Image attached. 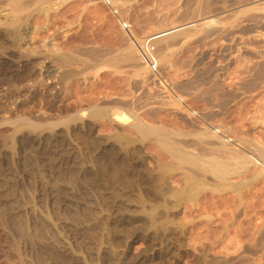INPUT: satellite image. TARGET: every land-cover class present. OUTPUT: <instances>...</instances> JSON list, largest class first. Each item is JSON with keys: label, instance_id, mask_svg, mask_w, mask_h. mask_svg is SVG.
<instances>
[{"label": "rangeland", "instance_id": "374dc122", "mask_svg": "<svg viewBox=\"0 0 264 264\" xmlns=\"http://www.w3.org/2000/svg\"><path fill=\"white\" fill-rule=\"evenodd\" d=\"M10 1L13 2V0H0V132L6 131L3 136L0 133V141L3 142L9 139L14 130L12 123L17 120L16 118L30 119L33 122L41 123L43 126L47 122H56L57 129L62 135L57 139L49 138L45 140V143L40 144L41 146L32 141L17 142L21 143L20 145L16 143L15 153L17 156L14 154L13 157H9L1 166L0 206L2 208L0 207V211H2L0 212V222L3 221L2 224L7 225L5 228L9 227L10 230H6L10 231V234L17 235L15 242L19 243L18 245L22 248L23 257L26 260L29 258L27 260L28 264H43V259H46V257H43L45 256L44 251L54 261L58 260L56 263L54 262L55 264H76L72 255L66 256L58 246L53 244L54 242L52 243L50 239L52 236L46 228L47 233L49 232V238L46 236L47 234H44V232L46 233L44 226L38 220H36L38 221V223L36 222V225H38L36 229L38 228L41 231L38 233L39 230L37 229V232H30L33 230L28 229L24 219L25 216H16L15 212L31 201L36 202L38 205L48 203L51 208L50 195L52 187L46 183L44 184V182L49 179L56 180L60 176H68L76 180V174L70 170L61 171L59 166L62 163L71 164L73 160L90 159L94 161H101L102 159L104 161L106 159V161L124 164L127 178H125L123 189L120 188V192L117 191L116 193L119 196L123 194V202L129 201L134 204L145 202L147 210L153 208L159 213L156 211V224L152 226L147 216H143L141 209L135 210L134 207H131L130 210L125 211L121 203H118V205H121V208H119L115 205L113 207L112 202L109 201L110 211L113 213L106 225L107 227H105L106 230L96 229V235L94 232H89L91 230H85L84 232V230L80 231V228L76 225L73 226L71 233L66 232L67 234H65L72 242L73 251L86 257L88 263L116 264L118 260L119 264H127V261L128 264H132L133 262L130 261H133L132 259L137 255L147 256L148 254V256H153L154 264H168L169 260L172 261L169 264H264V177L261 170L255 167V163L250 157L253 154L264 162V0H112L123 16L134 25L140 37L154 35L157 39L156 44L161 66L160 75L157 77L149 75L139 59L137 62L130 59L116 60L125 53L133 55V52H135L136 56L137 54L125 34L119 29L115 18L100 0H21L24 2L20 1L24 4L23 8L26 9L22 10L21 13L18 12L19 15L11 11L12 2ZM131 48L134 51H131ZM52 96L55 98L53 99ZM48 102L53 103V105H48ZM92 108L100 112V116L96 117V119L99 118L98 120H90L88 115L90 112L87 111ZM9 109L15 113L13 117L8 116L7 111H10ZM76 110H83L89 117L90 122L94 121L96 123V128L92 131V134L86 129L77 130V133L73 131L74 134L71 132L70 136L64 133L67 125L65 120L76 113ZM115 110L118 113L132 116H128L129 123L127 120H120V126L112 124L111 118H114L112 112ZM191 111H195L198 117L194 118ZM45 112L51 113L53 115L52 119L47 120V117L42 115ZM61 118H65V120ZM136 119L141 120L142 125L144 123V128L154 127L152 129H155L157 134L161 132H163L161 133L163 135L164 133L167 134L165 137L170 140L165 139L161 134V136H156L155 132L149 134L132 126L136 123ZM122 122L127 124L123 125ZM11 128L12 130H10ZM131 129H137L138 131ZM217 129L233 138L241 148L227 144L221 137L216 135ZM139 130L144 134H141ZM118 134L124 136V138L127 136L129 141L133 139L131 142L134 141L136 147L132 148L131 145L126 147L125 143L122 142L119 144L120 147H116V150L107 149L103 155V142L100 140L103 137H114ZM168 135L172 136L171 138L174 140ZM161 137L164 139H161ZM213 141L215 144L212 143ZM217 142L220 143V147H217L219 144ZM33 143L34 145H32ZM69 145L73 146L70 147ZM213 146L216 149H213ZM91 148L94 150L92 151ZM121 148L126 149L125 153L121 151ZM168 148L170 150H167ZM77 149L79 152H77ZM171 152L174 154H171ZM176 152L179 155L185 152L186 155L183 154L186 157L190 156L188 159L192 158V161H183L181 157L179 158L175 154ZM65 153L68 156H65ZM78 154L83 156L78 157ZM94 154L96 155L93 156ZM211 154L212 156H210ZM213 155L217 156V160ZM171 156H174V158ZM137 157H140V159ZM170 157L179 161V164H182L181 167ZM195 158L203 164H199ZM156 161L157 164H153ZM27 162L28 164H26ZM43 163H45V168L42 165ZM159 163L163 165L159 166ZM190 163H193V165ZM183 164H190L191 167L184 166L183 170ZM15 165L18 169L15 168ZM164 165L169 167V170L172 167L170 175L166 170L167 167L164 171ZM196 165L200 169H192ZM215 165L217 167L220 165V173L223 176L221 174L218 176L217 174L212 175L214 172L212 170H216L213 168H217ZM126 167L130 168L129 171H131L128 172ZM161 167H163V171L160 170ZM16 169L18 171H15ZM190 169H192V173ZM195 169L201 172L198 173ZM150 172L152 174L156 172V174L152 175ZM182 172L184 175L193 174L192 178H196V180H192L191 176H183ZM200 173H203L204 176H200ZM195 174L197 175L195 176ZM41 175L44 176L41 177ZM167 175L170 177L168 178ZM18 176L21 180L23 179L22 181H25L22 183ZM216 176L222 180L215 178ZM224 176L225 180L222 178ZM38 177L39 179H37ZM186 177L189 178L187 184L184 183V179L187 181ZM129 178L132 179L129 180ZM159 178L161 181L158 180ZM159 182L160 188L158 187ZM192 182H195V186H192ZM169 183H172V186ZM199 183L204 186L200 188ZM183 184H186L187 187ZM21 185L25 186L22 188ZM85 185L86 183L83 184V189L88 196L92 197L94 191L90 189V184H87L86 187ZM26 186L31 188L27 189ZM129 186L131 187L129 188ZM190 187H195L191 188V194L194 192L193 190H197L198 193L195 192L194 196L191 195L189 193ZM23 189H26V193ZM40 189L43 191L41 192ZM129 189L134 191L132 192ZM163 190L166 191L163 192ZM22 191L24 192L22 193ZM27 191L29 192L27 193ZM171 191L179 194L183 193L174 196V192ZM29 193L33 195L31 196ZM167 193L172 194L174 197L170 198L171 196ZM28 194L30 197H28ZM35 194H38V196ZM43 196H46V198L43 199ZM190 196H193L192 199ZM55 197V201L58 200L62 203L61 197L58 195ZM167 197H169L168 200ZM58 201L55 203L57 209L63 205ZM8 203L11 205L8 206ZM154 203H159L155 204L158 206L157 208ZM8 207L14 211H11ZM67 209L72 210L73 208ZM119 209H123L124 214L121 213L123 210L120 211ZM163 209L164 213L167 212L166 216L168 218L166 219H160L162 215L159 216V214H163ZM4 211L5 213L8 212L6 213L7 217H4L6 216ZM57 211L60 212H58L60 215L64 213V210H60V208ZM130 211L137 213L129 215ZM80 213L82 211L78 214ZM78 214H74L73 217L76 216L79 221L80 215L78 217ZM15 216L18 217L19 222H17ZM5 218L7 224L4 223ZM76 218H73L75 223H77ZM161 221L165 226L162 225ZM15 223L17 227H15ZM159 223L160 226L162 225L163 230L164 228L170 230L166 237L162 236L163 231L160 229ZM142 225L145 226V230ZM138 227H142L141 231ZM15 228L19 230L15 232ZM109 228L111 229L109 230ZM131 230L133 233L130 232ZM109 231L110 233H108ZM111 231L114 232L115 236ZM142 231L144 233L146 231V233L144 234ZM155 232L157 235H154ZM104 235L107 238L110 236L111 240L104 238L106 237ZM93 236L95 237L93 238ZM126 237H128V242H126ZM17 238H21L18 239L19 242ZM37 238L42 239L41 242ZM136 238L139 239L136 241ZM73 239L78 240L77 243L72 241ZM84 240H86L85 243ZM167 240H171V244ZM36 241H39L40 244L38 245ZM100 244L99 247H102L103 250L98 251V245ZM110 244L113 246H110ZM179 244L180 248L177 246ZM152 245H154L153 248ZM103 246L107 247L104 248ZM36 247L37 251L34 250ZM157 247L160 249L158 250ZM173 247H178V249ZM111 248L115 249L113 254ZM129 248L131 249L129 250ZM0 249V264H18L21 262L16 256L12 255L11 250ZM148 249H152V253ZM167 249L169 252H167ZM2 250L6 251L2 252ZM116 250H118L117 253H115ZM107 252L108 254H106ZM99 255L101 258H99ZM125 255L127 256L125 257ZM128 255L130 258H128ZM180 255L183 257L181 258ZM96 260L97 262L100 261L97 263ZM108 261L111 263H108Z\"/></svg>", "mask_w": 264, "mask_h": 264}, {"label": "bare ground", "instance_id": "6f19581e", "mask_svg": "<svg viewBox=\"0 0 264 264\" xmlns=\"http://www.w3.org/2000/svg\"><path fill=\"white\" fill-rule=\"evenodd\" d=\"M21 0H13V2L12 1H10V2H12V10L11 11H13V12H15L16 13V15H19L18 14V12H20L21 13V11L23 10H25L26 8L24 7L23 8V5L24 4H22L21 2H23V1H21ZM24 3V2H23ZM14 15V14H13ZM133 48V47H132ZM132 48H131V51H134V49L132 50ZM62 59V58H61ZM63 59H66V58H63ZM128 59H130V60H132V61H134V62H137V60H138V57L135 55V52H133V55H130V54H123V55H120L118 58H116V60L117 61H124V60H128ZM67 60V59H66ZM71 60V59H70ZM69 60V61H70ZM77 61V60H76ZM70 64V63H69ZM82 64V63H81ZM84 64V63H83ZM71 65V64H70ZM89 69V68H88ZM84 70H85V68H84ZM68 74V73H67ZM72 74V73H71ZM54 96V95H53ZM52 96V98L54 99L55 97H53ZM49 99V98H48ZM54 101V100H53ZM3 104V103H2ZM48 105H53V103H50V102H48ZM5 106V105H4ZM134 106V105H133ZM122 108V107H121ZM98 109V108H97ZM10 111H7L8 112V116L9 117H13L14 116V112L13 111H11V109H9ZM100 110V109H99ZM77 111V110H76ZM116 111V112H115ZM114 112H112V114H113V116H114V118H111V122H112V124L114 123V125H116V126H120L121 125V121L120 120H127V122L129 123V117H132V116H129V114H128V116L126 115V114H124V113H118L117 112V110H115ZM88 113L90 112V114H88L89 115V117H90V120H95L96 119V117L97 116H100V112H98L97 110H94L93 108L92 109H90V111H87ZM125 112V111H124ZM127 113V112H126ZM42 115H44V116H46L47 117V120H50V119H52V117H53V115L51 114V113H43ZM37 116V115H36ZM102 116V115H101ZM137 116V115H136ZM89 117H87V115L85 114V112L83 111V110H81V111H77L76 113H74L73 115H71V116H69L66 120H65V118H61V119H63V120H65V122L67 123V125H66V129H65V134H67V135H69L71 132L73 133V131L74 132H76L77 130H89L90 132H91V134H92V131H94L95 130V128H96V123L93 121V122H90V120H89ZM135 118V117H134ZM137 118H139V117H137ZM15 119V118H14ZM17 120L15 121L14 120V122L12 123L13 124V127H14V130H13V133L9 136V139L7 140V141H0V177H2L1 176V166H2V164H3V162H5L9 157L11 158V156L13 157V155L15 154L16 155V153H15V151H16V143L17 142H21V141H32V142H35V143H38L39 144V146H41L40 144H42L45 140H47V139H53V138H58L60 135H61V133L58 131V129H57V126H56V122H47L44 126L41 124V123H38V122H33V121H31L30 119H26V118H16ZM99 119V118H98ZM98 119H96V120H98ZM133 119V118H132ZM105 120V119H104ZM107 120V119H106ZM6 121V120H5ZM7 121H8V119H7ZM13 121V120H12ZM123 121V122H124ZM141 121V120H140ZM140 121H139V119H136V123H134V125H132V126H135V127H137V128H139V129H142V131H144V132H146V133H156V131H155V129H152V128H154V127H148V128H144L143 127V125H144V123H143V125H142V123H140ZM122 122V123H123ZM8 123V122H7ZM58 124V123H57ZM125 124H127V123H125ZM124 123H123V125H125ZM131 126V127H132ZM122 127V126H121ZM128 127V126H127ZM146 127H147V125H146ZM63 128V127H62ZM133 128V127H132ZM124 129V128H123ZM130 129V128H129ZM10 130H12V128L10 129ZM117 130V129H116ZM131 130H137V129H131ZM89 131H88V135L90 134L89 133ZM138 131V130H137ZM164 131V130H163ZM168 131V130H167ZM6 132V131H5ZM5 132H0L1 134H2V136H3V134L5 133ZM139 132L142 134L143 132H141L140 130H139ZM160 132V131H159ZM10 133V132H9ZM77 133V132H76ZM134 133V132H133ZM161 133H163V132H161ZM160 133V134H161ZM63 134V133H62ZM74 134V133H73ZM86 134H87V132H86ZM144 134V133H143ZM160 134H157L156 133V136H158V135H160ZM173 134V133H172ZM64 135V134H63ZM71 135V134H70ZM69 135V136H70ZM162 136H167V134L165 135V133H164V135L163 134H161ZM160 135V136H161ZM62 136V135H61ZM69 136H68V138H69ZM75 136H77V135H75ZM79 136H80V134H79ZM82 136V135H81ZM106 136V135H105ZM170 138L172 137V136H170V135H168ZM175 136H177V135H175ZM5 137H6V135H5ZM72 137V136H71ZM74 137V136H73ZM84 137H85V135H84ZM100 137V136H99ZM74 138H76V137H74ZM80 138V137H79ZM127 136H126V138H124V136H121L120 134H118L117 136L115 135L114 137H112V136H110V137H103V139L102 140H100L101 142H103V150H102V154L103 153H105L106 152V150L107 149H115L116 150V147H120V143H122V142H124L125 143V145H126V147H129L130 145H131V147L132 148H135L136 147V145L133 143V142H131V141H129V140H127ZM143 138V137H142ZM176 138V137H175ZM72 139V138H71ZM77 139V138H76ZM82 139H83V137H82ZM87 139V138H86ZM95 139V138H94ZM138 139H140V138H138ZM144 139V138H143ZM161 139H164L163 137H161ZM165 139H168V140H170L169 138H166L165 137ZM172 139V138H171ZM99 140V139H98ZM147 140V139H146ZM172 140H174V139H172ZM51 141V140H50ZM49 141V142H50ZM99 141V143H101ZM137 141V140H136ZM143 141V140H142ZM56 142H58V141H56ZM68 142V141H67ZM78 142H80V141H78ZM85 142V141H84ZM83 142V143H84ZM45 143V142H44ZM75 143V142H74ZM82 143V144H83ZM87 143V142H86ZM144 143V142H143ZM176 143H177V141H176ZM211 143V142H210ZM209 143V144H210ZM212 143H214V141L212 142ZM217 143H219V142H217ZM19 143H17V145H18ZM21 144V143H20ZM19 144V145H20ZM49 144V143H48ZM71 144V143H70ZM154 144V143H153ZM167 144V143H166ZM206 144H208V142H206ZM215 144V143H214ZM214 144H212V145H214ZM26 145V144H25ZM32 145H34V143L32 144ZM77 145H78V143H77ZM79 145H81V144H79ZM85 145V144H84ZM83 145V146H84ZM164 145V144H163ZM169 145H170V143H169ZM168 145V146H169ZM31 146V145H30ZM36 146V145H35ZM70 146V145H69ZM71 146H73V145H71ZM70 146V147H71ZM87 146V145H86ZM102 146V145H101ZM121 146H122V144H121ZM123 146H124V144H123ZM138 146V145H137ZM33 147V146H32ZM43 147V146H42ZM41 147V148H42ZM62 147V146H61ZM81 147V146H80ZM79 147V148H80ZM97 147V146H96ZM99 147V146H98ZM161 147H163V146H161ZM171 147V146H170ZM169 147V148H170ZM176 147V146H175ZM184 147V146H183ZM214 147V146H213ZM212 147V148H213ZM215 147H216V145H215ZM213 148V149H216V148ZM217 147H220V143L218 144V146ZM26 148V147H25ZM34 148V147H33ZM36 148V147H35ZM51 148V147H50ZM78 148V149H79ZM86 148H88V147H86ZM93 148H95V147H93ZM101 148V147H100ZM167 149V150H170V149ZM173 148H174V146H173ZM208 148V147H207ZM211 148V149H212ZM22 149V148H21ZM48 149V148H47ZM63 149V148H62ZM64 149H66V148H64ZM77 149V150H78ZM81 149V148H80ZM92 149V148H91ZM175 149H178V148H175ZM180 149V148H179ZM203 149V148H202ZM20 150V149H19ZM32 150H34V149H32ZM32 150H31V152H32ZM43 150V149H42ZM44 150L46 151V149H45V147H44ZM49 150V149H48ZM58 150H59V148H58ZM72 150V149H71ZM74 150H76V149H74ZM88 150V149H87ZM94 149H92V151H93ZM98 150H99V148H98ZM120 150V149H119ZM161 150V149H160ZM166 150V149H165ZM181 150H183V149H181ZM180 150V151H181ZM28 151V150H27ZM61 151V150H60ZM89 151V150H88ZM121 151H126V149L124 148H121ZM120 151V152H121ZM128 151V150H127ZM129 151H131V150H129ZM177 151H179V150H177ZM188 151H190V150H188ZM195 151H196V149H195ZM199 151V150H198ZM201 151V150H200ZM207 151H208V149H207ZM209 151H210V149H209ZM30 152V153H31ZM35 152H37L36 150H35ZM41 152V151H40ZM76 152V151H75ZM77 152H79V150L77 151ZM85 152H87V151H85ZM98 152V151H97ZM96 152V153H97ZM114 152V151H113ZM119 152V151H118ZM134 152V151H133ZM169 152V151H168ZM175 152V151H174ZM186 152V151H185ZM185 152H183V153H185ZM202 152V151H201ZM213 152H214V150H213ZM28 153V152H27ZM42 153H43V151H42ZM59 153V152H58ZM125 153V152H124ZM131 153V152H130ZM179 153H181V152H179ZM183 153H181L180 155L176 152L175 154H177L178 156H179V158L181 157V159L183 160V161H188L189 162V160L190 161H192V158L191 159H188V157H190V156H188V157H186L185 155H186V153H185V155L183 154ZM189 153V152H188ZM206 153H208V152H206ZM25 154V153H24ZM36 154V153H35ZM46 154V153H45ZM75 154V153H74ZM77 154V153H76ZM90 154V153H89ZM114 154H116V153H114ZM121 154H122V152H121ZM164 154H165V152H164ZM171 154H174V153H172L171 152ZM194 154V153H193ZM203 154V153H202ZM205 154V153H204ZM214 154V153H213ZM29 155V154H28ZM32 155V154H31ZM33 155H34V152H33ZM38 155V154H37ZM40 155V154H39ZM79 155V154H78ZM96 154H94L93 156H95ZM104 155V154H103ZM107 155V154H106ZM118 155V154H117ZM123 155H125V154H123ZM132 155H133V153H132ZM136 155V154H135ZM140 155V154H139ZM167 155V154H166ZM184 155V156H183ZM191 155V154H190ZM17 156V155H16ZM65 156H68V154L66 155V153H65ZM72 156V155H71ZM75 156V155H74ZM80 156H83V155H79L78 157H80ZM122 156V155H121ZM126 156H128L127 154H126ZM141 157H142V155H140ZM192 156V155H191ZM200 156V155H199ZM210 156H212V154L210 155ZM213 156H215V155H213ZM31 157V156H30ZM29 157V158H30ZM56 157H58V156H56ZM77 157V158H78ZM85 157V156H84ZM83 157V158H84ZM104 157V156H103ZM107 157V156H106ZM123 157V156H122ZM131 157V156H130ZM171 157H173L174 158V156H171ZM170 157V158H171ZM193 158H194V156H192ZM196 157V156H195ZM27 158V157H26ZM44 158V157H43ZM54 158V157H53ZM59 158V157H58ZM62 158V157H61ZM65 158V157H64ZM137 158H139L140 159V157H137ZM207 158V157H206ZM13 159V158H12ZM12 159H11V161H12ZM15 159V158H14ZM24 159V158H23ZM32 159V158H31ZM34 159V158H33ZM50 159H51V157H50ZM56 159V158H55ZM87 159V158H86ZM92 159H93V157H92ZM139 159H137V160H139ZM153 159V158H152ZM172 159V158H171ZM178 159V158H177ZM201 159V158H200ZM16 160V159H15ZM49 160V159H48ZM53 160V159H52ZM58 160V159H57ZM57 160H56V162H57ZM73 160V159H72ZM97 160V159H96ZM99 160H101V159H99ZM103 160V159H102ZM94 161V160H83V161H78V160H73L72 161V163L71 164H68V163H65V164H63L62 163V165H60L59 166V170H61V171H66V170H70V171H72V173H74V174H76V176H77V179L75 180L74 178V180L73 179H71V178H69L68 176H60L59 178H57L56 180H46V179H44V180H46L45 182L43 181V179H42V181L44 182V184L46 183L47 185H49V186H51L52 188H51V200L50 199H48V200H50V204H51V208L49 207V204L48 203H45L44 205L43 204H40V205H38L36 202H34V201H31V200H29V201H31V202H29L25 207H23L22 209H17L18 211L17 212H15L16 213V216L18 215L19 217L20 216H22V215H24L25 217H24V219L26 220V225H27V227H28V229L30 230V229H32L33 231H30V232H35L37 229H36V226H38V225H36V222L38 223V221L41 223V225L42 226H44V230H45V228L50 232V234H51V241H52V243L54 244V245H56V246H58L59 248H60V250L63 252V253H65L66 254V256L67 255H72L75 259V261L74 262H76V264H91V263H88L87 261H86V257H84L83 255H81V254H79V252L78 253H75L74 251H73V246H72V242L70 241V239H69V237L66 235L67 233L66 232H70L71 233V231H72V228H73V226H75L76 225V227H78V228H80L79 230L81 231V230H84V232H85V230H91V231H89V232H94V233H96V229L98 230V229H105V227H107L106 225L108 224V222L110 221V219H111V216H112V211H110V206H109V204H108V202L110 201V202H112L111 204H113V207H114V205L115 206H117V207H119V208H121L120 206L121 205H123L122 207H124V209H125V211L126 210H130L131 209V207H134V209L136 210V209H141L140 211H142L143 212V216H147V218L149 219V222L151 223V225L152 226H154L155 224H156V211L153 209V208H151V209H148L147 210V206H146V204H145V202L143 203H141L140 201V203L139 204H134V203H130L129 201H125V202H123L124 200H123V194H122V196H119V194H117L116 192L117 191H119V190H121L120 188H122L123 189V184H124V182H125V178H127L126 177V175H125V171L126 170H124V164H121V163H114V162H110V161H106V159H104V161ZM173 160V159H172ZM171 160V161H172ZM175 161H176V159H174ZM173 160V161H174ZM195 160L199 163V161L197 160V158H195ZM204 160V159H203ZM215 160H217V156H215ZM10 161V162H11ZM23 161V160H22ZM33 161V160H32ZM38 161V160H37ZM42 161V160H41ZM46 161V160H45ZM69 161V160H68ZM174 161V162H175ZM201 161H202V159H201ZM205 161H206V159H205ZM20 162V161H19ZM59 162V161H58ZM63 162V161H62ZM185 162V163H186ZM195 162V161H194ZM209 162V161H208ZM13 163V162H12ZM32 163H35V162H32ZM157 164V161L156 162H154L153 164ZM175 163H178L179 164V161H176ZM196 163V162H195ZM198 163H196V164H198ZM201 164H203L202 162H200ZM199 163V164H200ZM210 163H212L211 161H210ZM209 163V164H210ZM10 164V163H9ZM15 164V163H14ZM23 164V163H22ZM26 164H28V162L26 163ZM44 164L45 163H43L42 165L44 166ZM129 164V163H128ZM133 164V163H132ZM131 164V165H132ZM161 163H159V166H162V165H160ZM191 164V163H190ZM190 164H188V165H184L183 164V166H182V169L184 170V166H187V167H191V165H193V163L190 165ZM198 164V165H199ZM215 164L217 165V163H216V161H215ZM17 165V164H16ZM16 165H15V168H17L16 167ZM41 165V166H42ZM136 165V164H135ZM135 165H134V167H135ZM148 165V164H147ZM151 165H152V163H151ZM180 165H182V164H179V166ZM195 165V164H194ZM198 165H196V167H193L192 169H194V168H197V166ZM214 165V164H213ZM215 165V167H217ZM25 166H27V165H25ZM35 166V165H34ZM38 166V165H37ZM42 166V167H43ZM126 166V165H125ZM130 166V165H129ZM156 166V165H155ZM158 166V167H159ZM165 166V168H164V171H165V169H166V165H164ZM163 166V167H164ZM177 166V165H176ZM205 166V165H204ZM24 167V166H23ZM128 167V166H127ZM126 167V168H127ZM143 167V166H142ZM157 167V166H156ZM155 167V168H156ZM163 167H161V169L160 170H162L163 169ZM181 167V166H180ZM199 167H201V166H199ZM219 167H220V165H219ZM219 167H217V168H213V169H216V170H212V171H214L213 172V174L212 175H214V174H217V176L218 175H220L221 173V171H220V168ZM25 168V167H24ZM44 168H45V166H44ZM48 168V167H47ZM57 168H58V166H57ZM154 168V169H155ZM169 167H167V169L166 170H168L167 172H169V175H170V173H171V168H170V170L168 169ZM186 168V167H185ZM206 168H207V166H206ZM11 169V168H10ZM18 169V168H17ZM15 170V171H18V170ZM39 169H41V168H39ZM43 169V168H42ZM52 169V168H51ZM128 169V168H127ZM130 169V168H129ZM129 169L127 170L128 172H130L129 171ZM177 169H178V167H177ZM187 169V168H186ZM186 169H185V171H186ZM192 169H190V172L192 173ZM197 169H200V168H197ZM202 169V168H201ZM34 170V169H33ZM37 170V169H36ZM45 170H49V169H45ZM135 170V169H134ZM182 170V171H183ZM196 170V169H195ZM21 171V170H20ZM23 171V170H22ZM32 171V170H31ZM152 171H154V170H152ZM158 171H159V169H158ZM163 171V170H162ZM189 171V170H188ZM196 171H198V170H196ZM47 172V171H46ZM133 172V171H132ZM146 172V171H145ZM157 172V171H156ZM156 172H154V174H156ZM178 172H180V171H178ZM177 172V173H178ZM184 172V171H183ZM183 172H182V174H183ZM195 172V171H194ZM199 172H201V171H198V173ZM204 172V171H203ZM209 172H211V170H209ZM16 173V172H15ZM24 173V172H23ZM35 173H38V172H35ZM42 173V172H41ZM44 174H45V172H43ZM58 173V172H57ZM151 173V172H150ZM159 173V172H158ZM186 173V172H185ZM191 173H189V174H191ZM25 174V173H24ZM29 174V173H28ZM70 174V173H69ZM134 174V173H133ZM141 174V173H140ZM145 174H147V173H145ZM152 174V173H151ZM154 174H152V175H154ZM160 174V173H159ZM168 174V173H167ZM189 174H185V175H187V176H191V178H192V175H189ZM201 174V173H200ZM200 174H198V175H200ZM18 175V174H17ZM20 175V174H19ZM30 175V174H29ZM161 175V174H160ZM166 175V174H165ZM184 174H183V176H185ZM197 174H195V176H196ZM204 176V174L202 173L200 176ZM22 176V175H21ZM33 176H34V174H33ZM36 176H38V175H36ZM42 176H44V175H41V177ZM46 176V175H45ZM71 176V175H70ZM135 176V175H134ZM140 176V175H139ZM156 176V175H155ZM168 176V175H167ZM194 176V175H193ZM215 176V175H214ZM215 177V178H218V179H221V178H219V177ZM221 176H223V174H221ZM50 177H51V175H50ZM68 177V178H67ZM146 177V176H145ZM152 177V176H151ZM161 177H164V176H161ZM170 176H168V178H169ZM199 177V176H198ZM18 178H20L19 176H18ZM23 178V177H22ZM25 178V177H24ZM30 178V177H29ZM44 178V177H43ZM135 178H136V180H137V177L135 176ZM167 178V179H168ZM172 178V177H171ZM187 178V177H186ZM212 178H213V176H212ZM222 178H224V180H225V176L224 177H222ZM227 178V177H226ZM25 179H27V178H25ZM33 179H34V177H33ZM37 179H39V177L37 178ZM71 179V180H70ZM130 179H132V178H129V180ZM147 179H148V177H147ZM164 179V178H163ZM162 179V180H163ZM196 180V178H192V180ZM201 179V178H200ZM204 179V178H203ZM202 179V180H203ZM23 180V179H22ZM21 180V178H20V181H22ZM34 180H36V179H34ZM41 180V179H40ZM39 180V181H40ZM157 180V179H156ZM158 180H160L161 181V179L159 178ZM158 180H157V182H158ZM166 180V179H165ZM185 180V182L184 183H186V182H188L189 181V178H187V181H186V179H184ZM198 180V179H197ZM216 180V179H215ZM222 180V179H221ZM3 181V180H2ZM1 181V182H2ZM25 181V180H24ZM24 181H22V183L24 182ZM29 181V180H28ZM38 181V182H39ZM148 181H150V180H148ZM180 181V180H179ZM182 181V180H181ZM200 181V180H199ZM217 181V180H216ZM5 182V181H4ZM37 182V181H36ZM35 182V183H36ZM42 182V183H43ZM129 182V181H128ZM131 182V181H130ZM129 182V183H130ZM153 183H154V181H152ZM152 182L150 183V185L152 184ZM197 182V181H196ZM217 182H220L219 180L217 181ZM217 182H215V183H217ZM225 182V181H224ZM30 183V182H29ZM32 183V182H31ZM84 183H86V185H85V187L87 186V184H90V189H92L93 191H94V194L92 195V197H90V196H88L87 195V193L85 192V190L83 189V184ZM149 183V182H148ZM162 183H163V185H164V180L162 181ZM191 183V182H190ZM193 183V182H192ZM195 183V182H194ZM194 183L192 184V186L194 185ZM221 183V182H220ZM219 183V184H220ZM223 183V182H222ZM7 184V183H6ZM21 184V183H20ZM34 184V183H33ZM132 184V183H131ZM157 184V183H156ZM187 184V183H186ZM186 184H183V186L184 185H186ZM198 184V183H197ZM200 184V183H199ZM202 184V183H201ZM199 185L200 186V188H201V186H204L203 184L202 185ZM224 184V183H223ZM4 185V184H3ZM36 185V184H35ZM133 185V184H132ZM158 185V184H157ZM167 185V184H166ZM169 185H171L172 186V183L170 184L169 183ZM6 186V185H5ZM22 186V185H21ZM23 186H25V185H23ZM23 186H22V188H23ZM30 186V185H29ZM32 186V185H31ZM134 186V185H133ZM160 182H159V188H160ZM171 186H170V188H171ZM175 186V185H174ZM195 186V185H194ZM223 186V185H222ZM229 186V185H228ZM27 187V186H26ZM44 187V186H43ZM131 186H129V188H130ZM146 187H147V185H146ZM169 187V186H168ZM186 187H187V185H186ZM28 188H31V187H27V189ZM46 188V187H45ZM148 188V187H147ZM166 188V187H165ZM164 188V189H165ZM176 188V187H175ZM185 188V187H184ZM191 188L193 189V188H195V187H190V189H189V193H190V191H191ZM200 188H199V190H200ZM35 189V188H34ZM43 190H44V188H42ZM49 189H50V187H49ZM128 189V188H127ZM127 189H125L126 191H128ZM132 189V188H131ZM134 189V188H133ZM168 189V188H167ZM166 189V190H167ZM180 189V188H179ZM178 189V190H179ZM196 189H198V188H196ZM24 190V189H23ZM26 190V189H25ZM24 190V191H25ZM32 190V189H31ZM38 190V189H37ZM41 190V189H40ZM43 190H41V192L43 191ZM130 190V189H129ZM166 190H163V192L164 191H166ZM171 190H173V189H171ZM202 190H204V189H202ZM202 190H201V192H202ZM206 190V189H205ZM211 190V189H210ZM3 191V190H2ZM24 191H22V193L24 192ZM33 192H34V190H32ZM130 191H132V190H130ZM134 191V190H133ZM132 191V192H133ZM160 192H161V190H159ZM175 191V190H174ZM174 191H171L172 193L174 192ZM194 191V192H193ZM192 192V194L191 195H193V194H195V192L197 191H195V190H193ZM11 192V191H10ZM29 191H27V193H28ZM41 192H40V194H41ZM45 192V191H44ZM83 192V193H82ZM120 192V191H119ZM118 192V193H119ZM158 192V191H157ZM176 192V191H175ZM173 193V195L174 196H176V195H182V193L183 192H181L180 194L179 193ZM200 192V191H199ZM3 193H5V192H3ZM24 193H26V191L24 192ZM30 193H32L31 191H30ZM29 193V194H30ZM39 193V192H38ZM47 193H48V191H47ZM46 193V194H47ZM50 193V192H49ZM122 193V192H121ZM166 193V192H165ZM196 193H198V192H196ZM28 194V195H29ZM45 194V195H46ZM158 195H159V193H157ZM168 194V193H167ZM176 194V195H175ZM202 194V193H201ZM200 194V195H201ZM3 195V194H2ZM13 195V194H12ZM22 196H23V194H21ZM27 195V194H26ZM31 195V194H30ZM30 195L28 196V197H30ZM33 195V194H32ZM31 195V196H32ZM35 195H37L38 196V194H35ZM59 196V197H61V199H62V203H63V205H61V206H59V208H60V210H64V213L63 214H59L60 212L59 211H57L58 209L55 207V203L58 201H55V199H56V197L55 196ZM124 195H125V193H124ZM155 195V194H154ZM169 196H171L170 198H173L174 196H172V194L170 195V194H168ZM199 195V194H198ZM197 195V196H198ZM15 196V195H14ZM13 196V197H14ZM41 196V195H40ZM50 196H49V198H50ZM133 196H134V194H133ZM144 196V195H143ZM151 196V195H150ZM163 196V195H162ZM166 196V195H165ZM187 196H188V194H187ZM194 196V195H193ZM192 196V197H193ZM3 197V196H2ZM2 197H1V199H2ZM44 197L46 198V196H43V199H44ZM58 197V198H59ZM125 197H128V196H125ZM129 197H131L130 195H129ZM140 197V196H139ZM164 197V196H163ZM180 197V196H179ZM183 197V196H182ZM186 197V196H185ZM189 197V196H188ZM188 197H187V199H188ZM191 197V196H190ZM192 197H191V199H192ZM15 198H16V196H15ZM40 198V197H39ZM48 198V197H47ZM3 199H5V198H3ZM13 199V198H12ZM17 199H19V198H17ZM16 199V200H17ZM23 199H24V197H23ZM28 199V198H27ZM31 199H32V197H31ZM36 199V197L34 198V200ZM42 199V198H41ZM127 199H129V198H127ZM138 199V198H137ZM146 199V198H145ZM164 199V198H163ZM167 200L169 199V197H167L166 198ZM184 199V198H183ZM191 199H189V200H191ZM194 199V198H193ZM11 200V199H10ZM47 200V201H48ZM134 200V199H133ZM139 200V199H138ZM147 200H149V201H151L150 199H147ZM153 200V199H152ZM172 200V199H171ZM2 201V200H1ZM4 201H6V200H4ZM8 201V200H7ZM6 201V202H7ZM15 201V200H14ZM40 201V200H39ZM191 201H193V200H191ZM18 202H19V200H18ZM27 202H28V200H27ZM44 202V201H43ZM49 202V201H48ZM59 202V201H58ZM132 202V201H131ZM134 202V201H133ZM154 202H155V200H154ZM10 203V202H9ZM8 203V206L9 205H11V204H9ZM13 203V202H12ZM21 203V202H20ZM24 203V202H23ZM26 203V202H25ZM59 203H61V202H59ZM61 203V204H62ZM118 203H121V205L119 204L118 205ZM160 203V202H159ZM159 203H154V205L155 204H159ZM167 203V202H166ZM22 204V203H21ZM162 204V203H161ZM20 205V204H19ZM167 205V204H166ZM5 206V205H4ZM21 206V205H20ZM156 206V205H155ZM155 206H151V207H155ZM162 206V205H161ZM1 207V206H0ZM11 207V206H10ZM13 207V206H12ZM11 207V208H12ZM15 207V206H14ZM158 206H156V208H157ZM165 207H167V206H165ZM170 207V206H169ZM2 208V207H1ZM6 208V207H5ZM9 208V207H8ZM11 208H9V209H11ZM17 208V207H16ZM21 208V207H20ZM67 208H73L72 210H68ZM148 208H150V207H148ZM162 208V207H161ZM163 208H164V206H163ZM134 209H132V210H134ZM112 210V209H111ZM120 210V209H119ZM119 210H118V212H119ZM123 210V209H122ZM122 210H120V211H122ZM137 210V211H138ZM2 211V210H1ZM0 211V212H1ZM9 211V210H8ZM11 211H14V210H12L11 209ZM80 211H82V213H80V214H78ZM115 211H117V210H115ZM164 211V209L162 210V212ZM170 211V210H169ZM59 212V213H58ZM158 212V211H157ZM165 212V211H164ZM163 212V214H159V216L160 215H162L161 217H160V219L161 218H168V216H166L167 215V212L166 213H164ZM4 213H5V211H4ZM6 213H8L7 211H6ZM6 213H5V215H6ZM10 213H12V212H10ZM76 213L78 214L77 216L79 217V215H80V218H79V221H78V219L76 218V216L75 217H73L74 216V214L76 215ZM121 213H123L124 214V210H123V212H121ZM125 213H127V212H125ZM131 213H137V212H133V211H130V213H129V215H131ZM159 213V212H158ZM13 214V213H12ZM115 214V213H114ZM1 215H2V213H1ZM119 215H121V214H119ZM141 215V214H140ZM3 216V215H2ZM11 216V215H10ZM15 216V217H16ZM122 216H124V215H122ZM128 216V215H127ZM138 216H139V214H138ZM137 216V217H138ZM159 216H157V217H159ZM164 216H166V217H164ZM4 217H7V215L6 216H4ZM12 217H14V216H12ZM11 217V218H12ZM114 218H115V215L113 216ZM120 217V216H119ZM130 217V216H129ZM133 217V216H132ZM136 217V216H135ZM8 218H9V216H8ZM17 218V222H19V220H18V217H16ZM73 218H76L75 220L77 221V223H75V221H74V219ZM117 218V217H116ZM121 218V217H120ZM134 218V217H133ZM0 219H1V217H0ZM119 219V218H118ZM123 219V218H122ZM129 219V218H128ZM159 219V220H160ZM12 220V219H11ZM36 220H38V221H36ZM133 220V219H132ZM137 220V219H136ZM158 220V219H157ZM169 220H171L170 218H169ZM169 220H167L168 222H170L171 223V221H169ZM9 221V220H8ZM14 221H16L15 219H14ZM24 221V220H23ZM122 221V220H121ZM126 221V220H125ZM143 221V220H142ZM141 221V222H142ZM147 221V220H146ZM163 221V220H162ZM161 221V223H162V225H164L163 224V222ZM166 221V222H167ZM3 222V221H2ZM2 222H0V248H3V249H6V250H8L9 249V251L11 250L12 252L11 253H13L12 255H14V256H16L21 262L20 263H18V264H28V261L27 260H29V258L26 260L24 257H23V253H22V251H21V247L17 244V242H15L16 240V236H13V235H15V234H10L7 230L9 229V227L8 228H5L7 225H3L2 224ZM6 222V218H5V221H4V223ZM10 222V221H9ZM145 222V221H144ZM148 222V223H149ZM167 222V223H168ZM75 223V224H74ZM147 223V224H148ZM164 223H165V221H164ZM6 224H7V222H6ZM10 224V223H9ZM18 224V223H17ZM74 224V225H73ZM124 224V223H123ZM126 224V223H125ZM129 224V223H128ZM135 224V223H134ZM139 224V223H138ZM142 224V223H141ZM40 225V226H41ZM136 225H137V223H136ZM140 225V224H139ZM144 225V224H143ZM142 225V227H143V229H144V227L145 226H143ZM150 225V226H151ZM159 226H160V223L158 224ZM162 225L160 226L161 228V230L163 231V235L162 236H165L166 237V235H168V233H169V231L170 230H168L167 228L165 229L164 228V230H163V227H162ZM123 226V225H122ZM133 226V225H132ZM158 226V227H159ZM165 226V225H164ZM167 226V225H166ZM169 226H171V225H169ZM15 227H17L16 226V223H15ZM134 227V226H133ZM141 227V228H142ZM148 227V226H147ZM146 227V228H147ZM158 227H157V229H158ZM77 228V229H78ZM139 228V227H138ZM141 228H139V230L141 229ZM149 228V227H148ZM169 228V227H168ZM7 229V230H6ZM12 229H14V228H12ZM111 228H109V230H110ZM119 229H121V228H119ZM124 229V228H123ZM126 229H127V227H126ZM130 229V228H129ZM137 229V228H136ZM155 229V228H154ZM153 229V230H154ZM170 229V228H169ZM176 229V228H175ZM175 229H174V231H175ZM10 230V229H9ZM16 230H19V229H16L15 228V232H16ZM21 231H22V229H20ZM39 230V229H38ZM92 230H95V231H92ZM106 230V229H105ZM115 230V229H114ZM113 230V231H114ZM134 230H135V228H134ZM145 230V229H144ZM143 230V231H144ZM148 230V229H147ZM13 231V230H12ZM13 231V232H14ZM41 230H39L38 231V233L40 232ZM42 231H43V228H42ZM46 231V230H45ZM108 231V230H107ZM113 231H111V232H113ZM128 231V230H127ZM135 231H137L138 232V230H135ZM141 231V230H140ZM139 231V232H140ZM142 231V233H144ZM151 231H152V229H151ZM150 231V232H151ZM158 231H160V230H158ZM158 231H156L157 233H158ZM162 231H160L161 233H162ZM172 231V230H171ZM14 232V233H15ZM20 232V231H19ZM24 232V231H23ZM37 232V231H36ZM48 232V233H49ZM98 232H100V231H98ZM103 232V231H102ZM130 232H132V230L130 231ZM156 232H155V234L154 235H157L156 234ZM173 232V231H172ZM172 232H170V233H172ZM48 233H47V231H46V233L44 232V234L49 238V236H48ZM66 233V234H65ZM72 233H74V232H72ZM76 233V232H75ZM101 233V232H100ZM100 233H98V234H100ZM108 233H110V231L108 232ZM123 234H124V232H122ZM121 233V234H122ZM127 233V232H126ZM133 233V232H132ZM145 233H146V231H145ZM144 233V234H145ZM160 233V234H161ZM17 234V233H16ZM20 234H23V233H20ZM30 234V233H29ZM28 234V235H29ZM37 234V233H36ZM86 234H87V232H86ZM92 234V233H91ZM105 234H107V233H105ZM113 234H114V232H113ZM119 234V233H118ZM128 234V233H127ZM150 234V233H149ZM148 234V235H149ZM159 234V233H158ZM27 235V236H28ZM32 235H34L33 233H32ZM40 235V234H39ZM43 235V234H42ZM82 235V234H81ZM90 235V234H89ZM93 235V234H92ZM96 235H97V233H96ZM101 235H103L102 233H101ZM125 236H127L126 234H124ZM132 235V234H131ZM137 235V234H136ZM142 235V234H141ZM175 235V234H174ZM178 235V234H177ZM23 236V235H22ZM22 236H20V237H22ZM27 236H25V237H27ZM35 236V235H34ZM85 236V235H84ZM99 236V235H98ZM97 236V237H98ZM104 236H106V235H104ZM103 236V237H104ZM107 236H108V234H107ZM107 236L106 237H104V238H107ZM110 236H111V234H110ZM110 236L108 237L109 239H110ZM113 236H115V234L113 235ZM128 236H130L129 234H128ZM161 236V237H162ZM30 237V236H29ZM43 237V236H42ZM87 237V236H86ZM89 237V236H88ZM95 236H93V238H94ZM102 237V238H103ZM133 237V236H132ZM144 237V236H143ZM145 237H147V236H145ZM158 237H159V235H158ZM157 236L155 237L156 239L158 238ZM35 238V237H34ZM41 238V237H40ZM72 238V237H71ZM74 238H75V236H74ZM93 238H91V239H93ZM101 238V239H102ZM107 238V239H108ZM113 238V237H112ZM118 238V237H117ZM129 238H131V237H129ZM142 238V237H141ZM154 238V237H153ZM169 238V237H168ZM19 238H17V240H18ZM21 239V238H20ZM19 239V240H20ZM24 239H26V238H24ZM33 239V238H32ZM37 239H39V238H37ZM36 239V240H37ZM44 239V238H43ZM49 239V240H50ZM78 239V238H77ZM83 239H85V238H83ZM113 239H115V238H113ZM139 239V238H138ZM137 238H136V241L138 240ZM152 239V238H151ZM164 239V238H163ZM173 239V238H172ZM19 240H18V242H19ZM27 240H28V238H27ZM40 240V242H41V240L42 239H39ZM48 240V242H50ZM80 240V239H79ZM81 240H82V238H81ZM81 240H80V243H82L81 242ZM87 240V239H86ZM86 240H84V243H85V241ZM104 240V239H103ZM111 240V239H110ZM116 240V239H115ZM114 240V241H115ZM130 240V239H129ZM133 240V239H132ZM144 240V239H143ZM142 240V241H143ZM159 240H160V238H159ZM158 240V241H159ZM166 240V239H165ZM164 240V241H165ZM24 241V240H23ZM23 241H22V243H23ZM34 241H35V239H34ZM72 241H76L75 239H73ZM78 241V240H77ZM77 241H76V243H77ZM83 241V240H82ZM90 241V240H89ZM88 241V242H89ZM106 241V240H105ZM109 241V240H108ZM135 241V242H136ZM154 241H156V240H154ZM167 241H169V240H167ZM171 241V240H170ZM169 241V242H170ZM37 242V241H36ZM87 242V243H88ZM94 242V241H93ZM97 242V241H96ZM99 243L101 242V241H98ZM113 242V241H112ZM118 242V241H117ZM116 242V243H117ZM126 242H128V237H126ZM151 242V241H150ZM173 242H174V239H173ZM21 243V242H20ZM30 243H32V242H30ZM38 243V245L40 244L39 243V241L37 242ZM46 243V242H45ZM98 243V244H99ZM111 243V242H110ZM123 243V242H122ZM121 243V244H122ZM125 243V242H124ZM153 243V242H152ZM157 243V242H156ZM29 244V243H28ZM35 244V243H34ZM34 244H32V245H34ZM90 244H91V242H90ZM96 244V243H95ZM120 244V243H119ZM127 244V243H126ZM151 244V243H150ZM153 244H155V243H153ZM163 244H165V243H163ZM162 244V245H163ZM170 244H171V242H170ZM175 244V243H174ZM178 244V243H177ZM23 245H25V244H23ZM30 245V244H29ZM28 245V246H29ZM35 245H37V244H35ZM42 245V244H41ZM50 245V244H49ZM80 245V244H79ZM82 245H83V243H82ZM97 245V244H96ZM103 245V244H102ZM109 245V244H108ZM112 244H110V246H111ZM115 245V244H114ZM118 245V244H117ZM124 245V244H123ZM129 245V244H128ZM127 245V246H128ZM146 245V244H145ZM159 245H160V243H159ZM27 246V247H28ZM48 246V245H47ZM81 246V245H80ZM99 246H101V244L100 245H98V247ZM113 246V245H112ZM121 246V245H120ZM126 246V245H125ZM124 246V247H125ZM133 246V245H132ZM135 246V245H134ZM133 246V247H134ZM146 246H148V245H146ZM145 246V247H146ZM150 246V245H149ZM153 246L154 245H152L151 247L153 248ZM167 246V245H166ZM171 246V245H170ZM173 246V245H172ZM178 247L180 246V244L179 245H177ZM24 247V246H23ZM26 247V246H25ZM35 247V246H34ZM41 247H43V246H41ZM104 247V246H103ZM107 246H105L104 248H106ZM129 247V246H128ZM150 247V248H151ZM156 247V246H155ZM154 247V248H155ZM159 247V246H158ZM158 247H157V249H158ZM178 247L177 248H175V247H173V248H175V249H178ZM31 248V247H30ZM40 248V247H39ZM102 247H99V249H98V251H100V249H101ZM109 248V247H108ZM113 248V247H112ZM111 248V249H112ZM148 248V247H147ZM172 248V247H171ZM180 248V247H179ZM24 249V248H23ZM37 249V247L34 249V250H36ZM48 249H50V248H48ZM85 249V248H84ZM83 249V250H84ZM124 250H126L125 248H123ZM131 248H129V250H130ZM144 249V248H143ZM156 249V248H155ZM160 249V248H159ZM158 249V250H159ZM164 249V248H163ZM166 249V248H165ZM6 250H2V252L3 251H6ZM26 250V249H25ZM28 250V249H27ZM52 250H54V249H52ZM101 250H103V249H101ZM107 250V249H106ZM135 250V249H134ZM168 250V249H167ZM166 250V251H167ZM0 251H1V249H0ZM37 251V250H36ZM39 251H42V250H39ZM44 251V250H43ZM93 251V250H92ZM108 251H109V249H108ZM112 254L114 253V251H115V249L113 250L112 249ZM126 251H128V250H126ZM148 251H152V249L151 250H149L148 249ZM181 251H182V249H181ZM32 252V251H31ZM31 252H30V254H31ZM45 252V256H43V257H46V259L44 258L43 259V264H55L57 261H54L52 258H51V256H48V254H46V251H44ZM52 252V251H51ZM90 252H91V250H90ZM90 252H88V253H90ZM97 252V251H96ZM106 252V251H105ZM111 252V251H110ZM109 252V253H110ZM118 252V250H116V252L115 253H117ZM123 253L125 252V251H122ZM136 252H138V251H136ZM141 252V251H140ZM158 252V251H157ZM161 252V251H160ZM163 252V251H162ZM167 252H169V250L167 251ZM183 252V251H182ZM8 253V252H7ZM37 253H39V252H37ZM41 253V252H40ZM87 253V252H86ZM92 253H95V252H92ZM126 253V252H125ZM144 253V252H143ZM146 253V252H145ZM148 253V252H147ZM146 253V254H147ZM152 253V252H151ZM151 253H149V254H151ZM164 253V252H163ZM174 253V252H173ZM179 253V252H178ZM177 253V254H178ZM25 254H26V252H25ZM28 254H29V252H28ZM62 254V253H61ZM82 254H85V253H83L82 252ZM91 254V253H90ZM96 254V253H95ZM100 254V253H99ZM106 254H108V252L106 253ZM132 254V253H131ZM134 254V253H133ZM137 254V253H136ZM138 254H139V252H138ZM141 254V253H140ZM158 254V253H157ZM164 254H166V253H164ZM170 254V253H169ZM179 254H181V253H179ZM36 255H39V254H36ZM35 255V256H36ZM44 255V254H43ZM63 255V254H62ZM61 255V257H63ZM86 255V254H85ZM89 255V254H88ZM94 255V254H93ZM103 255V254H102ZM111 255V254H110ZM115 255V254H114ZM113 255V256H114ZM90 256H92V255H90ZM89 256V257H90ZM127 255H125V257H126ZM131 256V255H130ZM168 256V255H167ZM170 256H171V254H170ZM170 256H169V259H170ZM28 257V256H27ZM26 257V258H27ZM31 257H33V256H31ZM40 257V256H39ZM41 257H42V254H41ZM40 257V258H41ZM55 257H57V256H55ZM65 257V256H64ZM106 257V256H105ZM133 257V256H132ZM134 257H135V255H134ZM156 257V256H155ZM161 257V256H160ZM165 257H166V255H165ZM173 257V256H172ZM177 257H179V256H177ZM180 257H181V255H180ZM183 257V256H182ZM181 257V258H182ZM96 258H98V257H96ZM99 258H101L100 257V255H99ZM110 258V257H109ZM113 258H115V257H113ZM128 258H130L129 257V255H128ZM127 258V259H128ZM36 259H37V257H36ZM39 259V258H38ZM42 259V258H41ZM41 259H40V261H41ZM55 259V258H54ZM66 259V258H65ZM162 259V258H161ZM167 259V258H166ZM34 260V259H33ZM53 260V261H52ZM69 260V259H68ZM88 260V259H87ZM103 260V259H102ZM114 260H116V259H114ZM128 260H130V259H128ZM133 261H130V262H133L132 264H154L155 262H154V258H153V256L151 255V256H148V254H147V256H139V255H137L135 258H133L132 259ZM156 260V259H155ZM37 261V260H36ZM100 261V260H99ZM98 261V262H99ZM105 261V260H104ZM113 261V260H112ZM160 261V260H159ZM164 261V260H163ZM215 261V260H214ZM31 262V261H30ZM35 262V261H34ZM38 262V261H37ZM55 262V263H54ZM70 262V261H69ZM92 262V261H91ZM96 262H97V260H96ZM97 262V263H98ZM116 262V261H115ZM119 261L117 260V263H118ZM122 262V261H121ZM120 262V263H121ZM170 262H172V261H170L169 260V263ZM176 262V261H175ZM61 263V262H60ZM67 263V262H66ZM94 263H95V261H94ZM106 263V262H105ZM108 263H111V262H109L108 261ZM116 263V264H117ZM157 263V262H156ZM162 263V262H161ZM168 263V264H169ZM215 263V262H214ZM30 264H34V263H30ZM35 264H37V263H35ZM38 264H40V263H38ZM42 264V263H41ZM58 264V263H57ZM93 264V263H92ZM104 264V263H103ZM113 264V263H112ZM119 264V263H118ZM127 264H128V261H127ZM167 264V263H166ZM176 264V263H175Z\"/></svg>", "mask_w": 264, "mask_h": 264}, {"label": "built area", "instance_id": "2783aa9c", "mask_svg": "<svg viewBox=\"0 0 264 264\" xmlns=\"http://www.w3.org/2000/svg\"><path fill=\"white\" fill-rule=\"evenodd\" d=\"M109 10L111 15L115 18L119 29L125 34L130 44L134 47L137 57L140 60L142 66L146 69L149 75L157 77L160 75L161 66L158 57V47L156 44L157 39L154 35L140 37L134 25L126 19L119 8L112 2V0H100ZM194 118L198 117L195 111H191ZM216 135L221 137L227 144L236 148L241 146L233 140V138L227 136L220 129L216 130ZM252 161L255 163V167L259 168L264 177V162L259 160L255 155H250Z\"/></svg>", "mask_w": 264, "mask_h": 264}]
</instances>
